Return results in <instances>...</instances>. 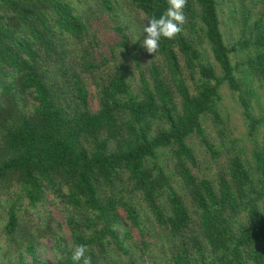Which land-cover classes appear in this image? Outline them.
I'll use <instances>...</instances> for the list:
<instances>
[{
	"label": "trees",
	"instance_id": "trees-1",
	"mask_svg": "<svg viewBox=\"0 0 264 264\" xmlns=\"http://www.w3.org/2000/svg\"><path fill=\"white\" fill-rule=\"evenodd\" d=\"M78 1L0 0V264H264V0ZM50 192L56 260L23 215Z\"/></svg>",
	"mask_w": 264,
	"mask_h": 264
},
{
	"label": "rangeland",
	"instance_id": "rangeland-1",
	"mask_svg": "<svg viewBox=\"0 0 264 264\" xmlns=\"http://www.w3.org/2000/svg\"><path fill=\"white\" fill-rule=\"evenodd\" d=\"M76 3L82 4L83 1L75 0ZM222 13V12H221ZM222 17H226L224 13L221 14ZM222 28L225 33V38L229 43H232L238 34L237 27L233 25L232 22L226 23L222 22ZM211 60H214V57L210 54ZM121 64L124 66L127 72L131 70V58L121 55ZM223 98L222 106L223 110L228 113L230 118V125L234 131L241 136H245L246 133V121L242 113V109L238 105L234 95L229 90L228 87L224 86L222 88ZM264 101V98H263ZM257 113L261 112L259 108H255ZM209 132L212 136H215V129L209 126ZM260 139L264 140V129L262 133L258 135ZM201 147L198 146V149ZM29 209L24 210L23 215L25 220L29 221L30 227L33 229L34 235L37 240V252L38 254L48 260H56L61 255L60 248L64 244V238L71 239L72 230L67 221L68 214L71 211L72 207H66L65 203L61 201L59 196H56L53 192L47 194V198L38 204L36 208H32L30 205ZM52 217V218H50ZM50 218V219H49ZM49 224V225H48ZM135 228H131L133 238L138 240L137 235L133 232ZM5 234L2 229H0V242H3L5 246H8L6 241ZM128 241L130 239H127ZM59 243V245H57ZM18 251H23L30 258V255L26 252L24 245H17L12 247L11 255L16 256Z\"/></svg>",
	"mask_w": 264,
	"mask_h": 264
}]
</instances>
